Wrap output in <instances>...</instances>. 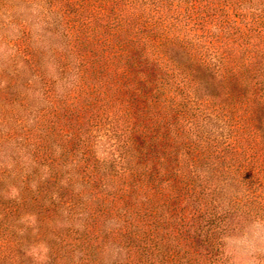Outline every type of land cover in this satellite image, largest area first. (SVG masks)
<instances>
[{"label": "trees", "instance_id": "trees-1", "mask_svg": "<svg viewBox=\"0 0 264 264\" xmlns=\"http://www.w3.org/2000/svg\"><path fill=\"white\" fill-rule=\"evenodd\" d=\"M0 51V264H264V0H0Z\"/></svg>", "mask_w": 264, "mask_h": 264}, {"label": "rangeland", "instance_id": "rangeland-1", "mask_svg": "<svg viewBox=\"0 0 264 264\" xmlns=\"http://www.w3.org/2000/svg\"><path fill=\"white\" fill-rule=\"evenodd\" d=\"M1 54L2 51H0V57H2ZM246 236H248V238L245 237L241 240H238L237 243L247 248V250H258L264 253V225L260 223L252 225L248 229V235Z\"/></svg>", "mask_w": 264, "mask_h": 264}]
</instances>
